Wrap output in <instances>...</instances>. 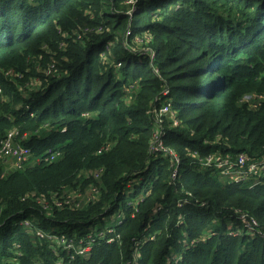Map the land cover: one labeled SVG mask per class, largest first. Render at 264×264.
I'll return each mask as SVG.
<instances>
[{
	"label": "trees",
	"instance_id": "obj_1",
	"mask_svg": "<svg viewBox=\"0 0 264 264\" xmlns=\"http://www.w3.org/2000/svg\"><path fill=\"white\" fill-rule=\"evenodd\" d=\"M11 132L31 155L0 160V264H264V175L205 165L264 155V0H0Z\"/></svg>",
	"mask_w": 264,
	"mask_h": 264
},
{
	"label": "built area",
	"instance_id": "obj_2",
	"mask_svg": "<svg viewBox=\"0 0 264 264\" xmlns=\"http://www.w3.org/2000/svg\"><path fill=\"white\" fill-rule=\"evenodd\" d=\"M170 111V105H164L157 114L156 120L159 121L163 115L170 113ZM178 123V120H176L175 125H178ZM14 137L15 133L11 132L0 142V160L3 163H13V166L17 169L24 168V165L29 161L31 150L21 143L16 144ZM159 149L163 150V143L160 140V136L156 134L151 151H158ZM205 165H214L222 169L221 180L223 182L241 185L249 183L252 188L258 185L259 180H261L264 175V155L251 158L245 154H240L236 159H232L229 156L223 158L219 154L213 153L207 158ZM174 176H176V174ZM97 193L98 190L92 188L87 191L86 194H82V192L78 191L74 193L71 192L65 197H53L52 202L48 201L46 198H42L38 201V204L44 210L52 209V205L58 208L64 206L72 207L74 205L79 207L86 200L90 202L96 199ZM24 223L25 224L20 226H25L26 229L32 227V221L30 219H24ZM254 224L256 223L254 222ZM64 240L66 241V239ZM69 247L71 248L72 246ZM88 251H90V247L82 248L78 250V254L83 255Z\"/></svg>",
	"mask_w": 264,
	"mask_h": 264
},
{
	"label": "rangeland",
	"instance_id": "obj_3",
	"mask_svg": "<svg viewBox=\"0 0 264 264\" xmlns=\"http://www.w3.org/2000/svg\"><path fill=\"white\" fill-rule=\"evenodd\" d=\"M34 83H37V81H33ZM4 164H5V168L7 169V170H10V169H13V163H8V162H4ZM129 187H131V186H129ZM75 191L73 190L72 191V193H74ZM22 224H25L24 223V220L23 221H20L19 222V225H22ZM23 229H26V227L25 226H23L22 227ZM109 232H111V230L109 231ZM67 240V239H66Z\"/></svg>",
	"mask_w": 264,
	"mask_h": 264
}]
</instances>
